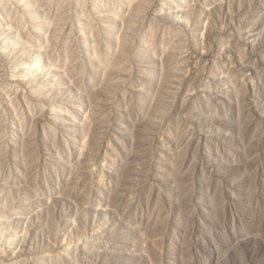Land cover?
Returning <instances> with one entry per match:
<instances>
[{
	"label": "rangeland",
	"instance_id": "obj_1",
	"mask_svg": "<svg viewBox=\"0 0 264 264\" xmlns=\"http://www.w3.org/2000/svg\"><path fill=\"white\" fill-rule=\"evenodd\" d=\"M58 1L73 83L0 93V264H264V0H85L96 53Z\"/></svg>",
	"mask_w": 264,
	"mask_h": 264
},
{
	"label": "bare ground",
	"instance_id": "obj_2",
	"mask_svg": "<svg viewBox=\"0 0 264 264\" xmlns=\"http://www.w3.org/2000/svg\"><path fill=\"white\" fill-rule=\"evenodd\" d=\"M63 1L65 2L68 1L67 2L68 5L74 8V11L72 13H73V17H75L74 19H76L75 22L77 21L75 24L78 25L80 28L79 33L81 34V36L90 37L93 52L96 53V43L98 41L97 33L94 29L93 21L90 20L91 17H89L88 15L86 9V4H87L86 1L85 0H63ZM107 1L108 2L110 1V4L112 3V5H109L112 8L106 10L105 9L106 3L102 4V2L100 3L102 4L100 7H98L97 5L95 6L93 4V6L97 7V9L94 8L95 10L93 11L92 14L94 16H100V17L101 16L105 17L104 15L107 16V14H109L111 18H119L121 20V23L123 24L124 22L123 16H121V14H119L118 12V7H122L123 3H127L126 6L129 9H131L130 11L133 12L136 9L138 10V7L140 5L151 4L154 3L155 0H107ZM166 1H167L166 8L172 10L174 12L173 15L177 14L180 11L184 12L183 8L187 6V4H189L188 0H166ZM58 2H59L58 0L57 1L0 0V93L4 94V97L13 106L15 104V101L18 104V98L21 97L23 101V105L25 106L28 112H33V110H35L33 109L35 103H34V99L32 98L33 96L30 97V95L24 92V89L23 91L21 90L22 83L25 82V84L29 86V92L32 91L36 92L37 89H44L47 87H51V88L57 87V85H53V82H50V84L47 83L48 81L52 80L48 77L51 75L52 72L55 71H60L61 75L66 78V80L69 82L70 85L73 83V80L68 72L69 69L67 70L66 68H62L59 65V63L55 61L53 45L57 39V37L55 38L56 36L55 32L57 27L56 25L58 24V23L56 24V18L58 16L59 11H61L63 7V5L61 7L59 3L61 7L60 10L58 6ZM61 3L63 4V2ZM207 4L205 2V5ZM161 5L164 6L165 4L161 3ZM143 8L145 9V7ZM166 8L164 10H166ZM91 10L93 9L91 8ZM187 15L190 16L189 14ZM93 19H97V18H93ZM63 23L64 22H62V24ZM97 25L99 26V24ZM109 27L110 25H107V28ZM23 47H27L28 52L31 51L29 56L32 57H27V56L22 57L24 59L23 61L9 60L6 62V59L8 57L11 56V58H15L16 56H19L22 53H24V51L20 50ZM66 58L67 57H65V59ZM68 60L69 59H66L65 62H67ZM1 76L3 77L1 78ZM3 78L4 80H2ZM43 81L46 83H43ZM19 91L20 93L22 92V94H19ZM0 236L3 237L4 233L1 232ZM4 240L5 242L8 241V239H4Z\"/></svg>",
	"mask_w": 264,
	"mask_h": 264
}]
</instances>
